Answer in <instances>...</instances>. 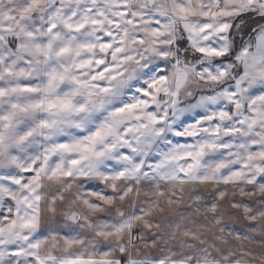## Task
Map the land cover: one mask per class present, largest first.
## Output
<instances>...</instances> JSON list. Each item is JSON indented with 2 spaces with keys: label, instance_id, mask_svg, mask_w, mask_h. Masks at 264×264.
Wrapping results in <instances>:
<instances>
[{
  "label": "snow or ice",
  "instance_id": "6c2138e0",
  "mask_svg": "<svg viewBox=\"0 0 264 264\" xmlns=\"http://www.w3.org/2000/svg\"><path fill=\"white\" fill-rule=\"evenodd\" d=\"M0 264H264V0H0Z\"/></svg>",
  "mask_w": 264,
  "mask_h": 264
}]
</instances>
